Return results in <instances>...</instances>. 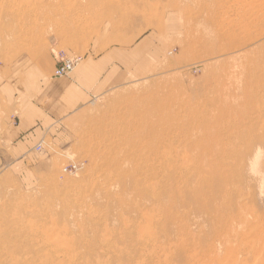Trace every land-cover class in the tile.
Wrapping results in <instances>:
<instances>
[{
    "label": "rangeland",
    "instance_id": "374dc122",
    "mask_svg": "<svg viewBox=\"0 0 264 264\" xmlns=\"http://www.w3.org/2000/svg\"><path fill=\"white\" fill-rule=\"evenodd\" d=\"M263 46L264 0H0V264H264ZM51 52L103 59L104 97L62 144L8 143Z\"/></svg>",
    "mask_w": 264,
    "mask_h": 264
},
{
    "label": "crops",
    "instance_id": "0c3cea01",
    "mask_svg": "<svg viewBox=\"0 0 264 264\" xmlns=\"http://www.w3.org/2000/svg\"><path fill=\"white\" fill-rule=\"evenodd\" d=\"M59 54L51 52L17 71L19 97L6 142L20 146L62 144L104 97L103 59L84 61L70 77H55ZM74 133V132H73Z\"/></svg>",
    "mask_w": 264,
    "mask_h": 264
},
{
    "label": "bare ground",
    "instance_id": "6f19581e",
    "mask_svg": "<svg viewBox=\"0 0 264 264\" xmlns=\"http://www.w3.org/2000/svg\"><path fill=\"white\" fill-rule=\"evenodd\" d=\"M36 3V2H35ZM34 3V4H35ZM35 6V5H34ZM25 10V9H24ZM29 10V9H28ZM32 10V9H31ZM21 12V11H20ZM25 12H27V10L25 11ZM30 12V11H29ZM34 13V12H33ZM21 14V13H20ZM37 14V13H36ZM25 15V14H24ZM23 16V15H22ZM19 18V17H18ZM36 18H38V17H36ZM21 21V20H20ZM258 54H260V56H261V60L260 61H262L260 64H258L257 62H253V63H248V66L246 67V68H244V69H246V77H247V79H248V83H249V81H255V80H258V83L260 82L261 84L260 85H258L257 87H258V91L257 92H255V91H253L252 90V87H250V88H247V90H249V91H247L246 90V92H247V100H251L252 101V103L255 105V110H256V113H258V115H257V117H258V122L259 123H261V125H259V127H258V130H255V128L256 127H253V128H251L250 130H251V132L253 131V132H255V131H258L257 133H259V134H256L255 135V137L253 138V140H252V142L253 143H255L256 145H259V146H264V119H263V117H264V90H263V87H264V46H263V48L259 51V53ZM76 58V60H79L80 58H78V57H75ZM70 59V58H69ZM248 62V61H247ZM251 62V61H250ZM80 61L77 63V65L79 66L80 65ZM247 64V63H246ZM77 66V67H78ZM77 67L75 68V70L77 69ZM57 69H58V67H57ZM57 69H56V71H55V77H58L57 75H56V72H57ZM74 70V71H75ZM74 71L70 74V75H68L67 77H69V76H71L73 73H74ZM253 72H254V74H253ZM58 78H63V77H58ZM255 87V86H254ZM257 90V89H256ZM259 91H263V92H261V94L259 93ZM261 119H263V121L261 120ZM250 146V145H249ZM41 148V150L40 151H42V145H39V146H37L36 147V150L37 151H39L38 150V148ZM263 148V147H262ZM174 150V149H173ZM250 153V152H249ZM238 162V161H237ZM254 214V213H253ZM222 221V220H221ZM241 221V222H240ZM238 223H241V224H248V222L246 221V218H241L240 220H238L237 221ZM251 222V226H252V224H254V223H252V221H250ZM250 222H249V224H250ZM249 224H248V227H249ZM235 225V224H234ZM240 225V224H239ZM263 225V224H262ZM247 228V227H246ZM230 229V228H229ZM238 229H240V228H238ZM241 230V229H240ZM229 231V230H228ZM231 231H235V233H236V230H235V228L233 227V229H231ZM231 231H229V232H231ZM232 232V233H233ZM255 233V232H254ZM234 234V233H233ZM239 235V234H238ZM262 235H264V233L262 234ZM232 236V235H231ZM243 237V235H240L239 236V238L241 239ZM263 237V236H262ZM222 239H224V238H222ZM225 240V239H224ZM255 240H256V238H255ZM260 243V242H259ZM262 243V242H261ZM260 243V244H261ZM259 244V245H260ZM258 245V244H257ZM260 247H262V244H261V246ZM209 248H213V247H209ZM263 248H264V246H263ZM262 248V249H263ZM259 250V249H258ZM264 250V249H263ZM208 251V250H207ZM220 253V252H219ZM264 254V253H263ZM210 255V254H209ZM208 255V256H209ZM211 255H212V253H211ZM252 255V254H251ZM201 256V255H200ZM206 256V255H205ZM208 256H206V257H208ZM209 257H211V256H209ZM248 257H249V255H248ZM251 257V256H250ZM261 257L262 256H260V259H261ZM201 258V257H200ZM252 258H253V256H252ZM262 258H264V257H262ZM209 259V258H208ZM248 259V258H247ZM247 259H245L246 260V262H247ZM259 259V260H260ZM194 260V259H193ZM198 260V259H197ZM196 260V261H197ZM203 260H206V259H203L202 258V261ZM258 260V261H259ZM263 260V259H262ZM190 261V260H189ZM243 261H244V259H243ZM191 262V261H190ZM193 262V261H192ZM215 263H213V261L212 262H210V260L209 261H206V262H204L203 264H219V263H217L216 261H214ZM230 262V261H229ZM246 262H243V264H246ZM189 263V262H188ZM197 263V262H196ZM225 263V262H224ZM202 264V263H201ZM239 264H241V262H239ZM247 264H249L248 262H247ZM259 264V263H258ZM261 264V263H260Z\"/></svg>",
    "mask_w": 264,
    "mask_h": 264
},
{
    "label": "built area",
    "instance_id": "2783aa9c",
    "mask_svg": "<svg viewBox=\"0 0 264 264\" xmlns=\"http://www.w3.org/2000/svg\"><path fill=\"white\" fill-rule=\"evenodd\" d=\"M60 56L61 58L58 59V69H57L56 75L58 77H67L78 66L77 63L79 61L81 62V58L79 60H76L75 57L70 58V59L66 58V56L63 54H61ZM38 150L40 151L41 148L39 147ZM73 169L76 170V166H73Z\"/></svg>",
    "mask_w": 264,
    "mask_h": 264
}]
</instances>
